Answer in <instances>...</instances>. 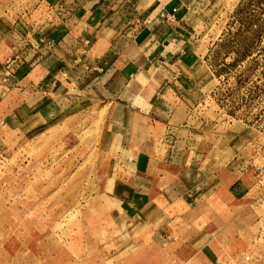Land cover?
Returning <instances> with one entry per match:
<instances>
[{"label": "crops", "instance_id": "obj_1", "mask_svg": "<svg viewBox=\"0 0 264 264\" xmlns=\"http://www.w3.org/2000/svg\"><path fill=\"white\" fill-rule=\"evenodd\" d=\"M16 2L0 14V136L41 161L0 175V264H208L249 244L257 220L191 124L209 0Z\"/></svg>", "mask_w": 264, "mask_h": 264}, {"label": "rangeland", "instance_id": "obj_2", "mask_svg": "<svg viewBox=\"0 0 264 264\" xmlns=\"http://www.w3.org/2000/svg\"><path fill=\"white\" fill-rule=\"evenodd\" d=\"M16 1L0 0V14L13 11ZM204 11L206 27L197 46L202 49L206 44L207 48L192 92L202 93L203 100L198 98L195 103L199 108L192 128L199 130L197 137L202 130L205 139L219 146L213 150L219 158L214 166L222 168L225 185L240 189L238 199L248 203V217L257 220L251 227L249 244L240 243L241 250L225 261L216 258L215 263H207L264 264V0H209ZM70 132L66 136L72 137ZM97 132L86 130L79 137L84 139ZM0 138L1 182L7 186L11 181L9 171L19 156H30L38 165L41 156L38 146L29 142L19 146L11 159L7 129ZM22 161L16 164L20 172ZM249 188L253 189L250 194ZM75 217L72 211L68 212L58 226Z\"/></svg>", "mask_w": 264, "mask_h": 264}, {"label": "built area", "instance_id": "obj_3", "mask_svg": "<svg viewBox=\"0 0 264 264\" xmlns=\"http://www.w3.org/2000/svg\"><path fill=\"white\" fill-rule=\"evenodd\" d=\"M176 11H177V7H174L171 11H162L161 16L166 17L167 19L170 20H176L177 19ZM21 61H22V55L20 53H15L14 55H11L5 60V68L3 71L4 80L9 79V77L14 73L16 68H18ZM178 73L179 72L177 71L174 77L177 76ZM2 122L4 121L0 119V123ZM3 184L5 183L3 182Z\"/></svg>", "mask_w": 264, "mask_h": 264}]
</instances>
